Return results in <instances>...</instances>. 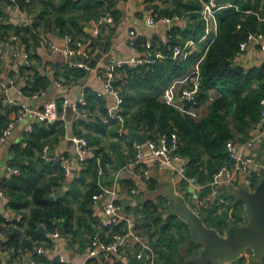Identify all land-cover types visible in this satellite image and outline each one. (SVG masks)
Returning <instances> with one entry per match:
<instances>
[{"label":"trees","instance_id":"obj_1","mask_svg":"<svg viewBox=\"0 0 264 264\" xmlns=\"http://www.w3.org/2000/svg\"><path fill=\"white\" fill-rule=\"evenodd\" d=\"M168 1L170 7L161 9L159 15H181L185 11L195 20L194 26L187 30L173 28L172 42L181 41L178 34L184 38H198L204 27L198 12L202 7L200 0ZM235 1L234 3L241 8L250 9L252 12L245 13L235 7H226L217 14L219 33L201 62L202 92L199 93L198 99L200 104L207 102L212 106L205 118H196L190 111L192 106L188 102L183 101L184 109H181L177 98L169 102L164 96L166 89L176 79L191 74L195 62L203 51L191 54L187 60L163 59L145 66L126 64L119 68L120 74L115 80V85L121 88L123 96L122 114L125 116V127L138 131L149 130L152 137L176 128L180 137L179 152L189 160L188 174L196 176L201 182H209L228 157L226 151L228 139L249 137L250 130L260 116L259 100L264 96V64L250 69L232 64L239 43L246 33L249 30L264 31V0ZM106 2L107 0H32L25 4V10L32 16L33 24L14 26L6 24L0 18V40L9 41V30L15 32L14 34L24 42L30 37L38 39V29H44L51 23L72 34L74 28L81 27L79 21L98 19L104 14L105 11L102 12V9L103 6L105 9ZM10 5H14L11 0H0V17L5 16L4 10ZM111 5L107 4L106 10ZM238 23H241L240 29H237ZM160 50L169 51L164 45L160 46ZM31 69L32 75H29L23 86V92L29 96L46 91L53 80L68 84L86 73V70L69 64L58 67L52 78L35 67ZM190 84L188 78L183 86ZM86 94L88 108L94 111L98 106L102 116L98 115L91 119L80 118L79 124L87 131L82 133L81 130H77L75 133L86 136L91 144L100 142L104 135L118 136L120 126L113 120L103 119L107 113L103 97L88 88ZM58 101L59 110L62 112V103L60 105ZM237 105L239 109L233 129L229 124L228 116L234 112V107ZM9 120L0 114V132ZM65 131V123L61 117L49 123L35 122L32 131L24 132V139L12 147L15 156L9 161L20 169V174H11L0 185L7 196L6 204L21 216L8 220L0 212V230L5 234H11L1 242L3 250L14 248L16 255L19 249L33 251L38 245L52 243L51 233L57 230L59 225L64 226L66 233L77 234L78 229L73 228L76 217V208L71 204L73 199L79 200V214L76 217L78 227L82 225L89 227L87 216L90 217L91 222H94L89 206L93 194L98 191L96 163L93 160L86 161L79 171V176L70 182V187L59 190L65 180L64 171L58 162L45 161L42 158L43 147L49 145L52 148L55 142L65 136ZM83 184H86L84 190L81 187ZM52 193L55 194V200L46 199V196ZM81 195L83 196L80 198ZM214 208L216 211L218 206L215 205ZM142 211L146 213V218L141 219L137 227L140 232L150 234L152 242V236L155 234L154 226L161 219V212H158L152 200L143 203ZM217 214L224 217L225 211ZM171 216L179 219L175 232L169 230V224L163 223L162 234L159 235L158 242H154L161 256L160 264L162 262L181 264L179 246L190 235L187 223L176 215ZM227 226L226 218L215 224L217 230L221 232ZM91 231L92 234L96 232V230ZM112 231H120V225ZM196 248L192 246L188 252L194 253ZM100 262L119 264L118 261H105L102 258L89 259L87 264Z\"/></svg>","mask_w":264,"mask_h":264},{"label":"built area","instance_id":"obj_2","mask_svg":"<svg viewBox=\"0 0 264 264\" xmlns=\"http://www.w3.org/2000/svg\"><path fill=\"white\" fill-rule=\"evenodd\" d=\"M11 1L14 3L13 8L20 10L16 0ZM30 1L32 0H27L26 3ZM112 1L115 2L117 0ZM200 2L202 3V7L198 12L200 13V18L204 27L203 32L198 38L188 37L179 42H172L174 34L170 28L164 35L150 36L143 40V37H140L135 31H131V44L143 48L141 55L138 57L133 56L129 59H110L104 68L90 66L85 62L83 59H90L91 48L88 46L80 47L74 45L73 36L70 34L66 35L68 45L63 49L68 56L66 64L82 68L86 71L93 70L103 80L105 90L114 98L113 104L107 107V113L104 115L103 119L105 121H115L120 126L119 132L122 135L125 134L126 128L125 116L122 114L123 96L121 88L115 85V80L118 76L119 68L126 64L145 66L156 60H187L197 46L203 45V54L195 62L189 76L191 84L189 86H183L179 95L181 100L191 104L192 108L197 109L202 106L198 99L202 84L201 62L210 44L219 33L218 12L226 7H235L237 10L245 13H250L252 10L243 9L235 3L222 4L218 2V0H200ZM180 19L181 16L178 14L164 15L159 18L157 15L151 13L146 15L145 22L147 26L153 28L158 26L160 21L171 23ZM23 24H33L32 16L25 17ZM94 24L97 30L112 27L114 24V16L111 9L109 8L98 19L94 20ZM240 28L241 23H238L237 29ZM18 41L19 37L17 35H14L9 41L0 40V56L6 51L7 47H10L16 55H21L28 61L30 59V53L25 49H20ZM50 45L54 52L58 50L57 46L53 44ZM161 45L167 46L169 51L164 52L160 50ZM259 52H264V31L249 30L244 39L239 43L238 49L232 59V64L234 66L240 65L245 69H250L254 65L251 64L249 56ZM78 56H80L82 60H77L76 58ZM28 78L29 76H25V80ZM43 93H45V91L35 93L32 97L36 98ZM164 96L169 102L176 99L170 87L166 89ZM87 103L86 88H84L77 100L70 103L65 99L62 105L63 107L70 105L80 117L93 118L97 114L93 113L88 108ZM259 105L260 116L253 126V130L257 133L256 136L242 139H228L226 141L228 157L214 173L209 182H201L196 176L188 174L189 160L179 152L180 137L176 128L171 131L161 132L156 137H152L151 134L147 142L141 145L132 142L135 148V157L128 166L135 169L137 180L144 188H148L151 185L153 169L162 171L165 167H169L173 175L178 178L180 182L193 186L199 191L195 204H189L194 210L200 213L202 209L219 204L228 212V225L230 223L245 224L248 216L244 211L241 213V222L234 221V206L224 195H229L228 192L226 193L229 187L239 188L241 186H247L250 191H253L255 189L253 182L254 178L261 179L263 176V163L259 156L251 152L256 145L257 138L264 137V96L260 98ZM20 109L10 118L6 126L1 130L0 144L4 143L12 134L13 129L32 112L34 113L33 121L25 128V133L32 131L35 122L49 123L63 116V112H60L59 106L55 101L47 103L43 109L37 108L36 110H32V108L25 106H21ZM70 140L73 142L78 154L80 170L83 164L88 160H93L97 165L96 176L98 191L93 194L91 205L100 204L101 206L99 211L92 210V217L99 229L90 236L88 258L92 259L98 256H104L109 261H112L114 257L116 258L118 255L120 262L123 261L126 263L132 256H136L139 259H143L146 264H156V260H158L157 251L151 244L150 239L141 232H138L139 229L137 227L139 221L146 218V213L141 210L137 215V213L128 210L118 200L119 193L117 191V181L119 172L116 174L112 172L111 162L104 158L102 152L91 144L86 136L74 134L70 137ZM51 149L49 145L44 146L42 149V158L45 161L58 162L66 177L72 174L75 166L72 165L69 158L64 154H55ZM148 164H151L154 168L152 169ZM4 168L9 175L20 174V169L12 165L10 161L5 163ZM112 173H114V182L111 186H108L106 183L111 180ZM129 194L134 196L137 195L138 189L132 187L129 190ZM0 198L7 201L6 193L1 187ZM103 198H106L105 201H102ZM16 216L18 215H7L6 218L10 220ZM137 219L139 220L137 221ZM118 225H120V231H112ZM227 228L228 226L226 230ZM225 232L223 234H225ZM102 233H104V235ZM61 235V232L57 229L51 233L52 243H44L36 246L31 256V264H37L36 256H42L50 263L58 261L60 263L76 264L74 261L66 259L58 252V247L54 239L59 238ZM66 235L69 238L73 237V233L71 232L66 233ZM5 236L6 234L0 230V243L5 241ZM3 254L6 255L7 259L10 261L15 256V250L14 248L4 250Z\"/></svg>","mask_w":264,"mask_h":264},{"label":"crops","instance_id":"obj_3","mask_svg":"<svg viewBox=\"0 0 264 264\" xmlns=\"http://www.w3.org/2000/svg\"><path fill=\"white\" fill-rule=\"evenodd\" d=\"M218 2L227 4L234 3L236 1L218 0ZM114 3L115 18L112 27L108 29L97 30L94 24V20L96 19L92 18L89 21H79L81 27L78 26V28H74V32L72 34L70 33V35L74 38V45L80 47L88 46L91 48L90 61H93L91 63H93V66L95 67L104 68L110 59H129L133 56H140L143 52V49L141 46H133L131 44V31H135L140 37H143L144 40L150 36L164 35L170 28L173 29L176 27L184 31L192 28L195 23V20L189 15V13L184 11L180 15L181 19L178 21H173L171 23L160 21L158 26L153 28L147 26L145 22L146 15L153 13L159 18L164 16L159 15V11L163 8L170 7V2L168 0H117L115 2L112 0H107L105 3V9L103 6L102 12L103 10L106 11L107 4L109 5ZM4 11L5 16L0 18L3 19L6 24H11L14 26L22 25L24 18L30 16L26 10H16L13 8V5L8 6L7 9L5 8ZM14 33L15 32L12 30L8 31L9 40H11L14 35H16ZM67 34V31H63L57 27L56 24L51 23L50 26L44 29H38V39L30 37L27 42H24L19 38L18 44L20 49H25L30 53V59L28 61L25 60L21 55H16L13 52V49L10 47H7L6 51H4L2 56H0V114L7 118V120L16 114L21 106L43 109L44 106L49 102H57L59 100L63 104L65 99L72 103L79 98L80 93L84 88H88L91 92L97 93L103 97L106 109L108 106L113 104V96L105 90L103 80L93 70L86 71L83 77L68 84L61 83L59 80H53L51 85L45 91V93H49V95H51V97L46 100L40 99L41 94L38 97L33 98L32 96L26 95L23 92L25 76L32 75L33 72L31 67H35L37 70H40V72L45 73L50 78H52L58 67L65 66L68 59L65 60L66 62H63V60L58 61L56 57L57 55L59 56V52L63 53L62 50L68 45L66 41ZM178 38L181 40L186 39L180 34H178ZM50 44L57 46L58 50L54 52L51 49ZM202 46L203 45L197 46L193 53L202 51ZM249 60L251 61V64L254 65L253 67L262 65L264 62V52L250 55ZM119 74L120 73L118 72V76ZM189 75L190 73L179 77L170 86L174 97L177 98L176 100L178 101V106L180 108H182L184 103L179 97L181 87L188 81ZM62 108H64L63 105ZM92 112L98 115L102 114L98 106H96ZM61 118L65 123V136L61 137L58 142H55L52 145L51 150L55 154L66 155L71 161L72 165L75 166L72 174L67 177L65 176L63 185L59 189L66 190L70 187V182L79 176L80 171L78 154L75 150L73 142L70 140V137L76 134L75 132L77 130H81L83 133L86 132L87 129L78 122L80 118L82 119L83 117H80L77 112L74 111L69 105L65 107L63 116ZM29 120L23 119L16 126L17 130L15 134V142L10 144V146L4 144L0 146V184L3 180H5V178L10 176L7 170L4 168V165L7 161L13 158V156H15V152L13 151L12 147L19 144L24 139V130L32 123L33 118L31 117ZM127 130L131 129L125 128L124 135H122L120 132L118 136L104 135L100 142L93 144L100 150V152H102L104 158L105 155L107 156L105 159L111 162L112 172L115 174L119 172L117 191L119 193L118 200L120 203H122L128 210L131 211L139 209L142 210L143 203L145 201L152 200L155 203L157 202L152 196L149 195L151 192V186H154L156 187L155 190L163 192L162 196L164 195L163 197H165L166 205H168L167 210L171 215L174 214H172L170 211V203L171 198H173L175 195L181 197L188 205L195 204L199 195V191L194 187L197 191L195 202L193 203L189 201V199L186 197L189 196V188L193 186H189L183 182H180L178 178L173 175L169 167H165L162 171H158L157 169H153L154 167L151 164H148L153 169L151 185L148 188H144V186L139 184L135 169L128 166L135 157V148L134 144L129 140ZM249 133V137L256 136L257 134L253 128ZM105 140H107V143H105ZM257 146H261V153L264 155V137H258L256 145L251 150L253 154L261 158L259 152H257ZM114 173L111 174V180L107 181L106 183L108 186H111L114 182ZM81 187L82 190L86 189V184H83ZM132 187H136L138 189V194L135 196L129 194V190ZM232 189L237 188L229 187L227 188L226 193L228 192L230 195ZM105 199L106 198H103L102 201H105ZM6 203L7 201L0 198V212H2L5 216L17 215ZM216 205L218 206L216 213L222 212L223 207L219 204ZM100 207V204H93L89 206L91 210L98 211L100 210ZM213 207H215V205ZM203 210L205 209H202L201 211ZM243 211L244 207L242 208V212ZM76 213L78 214V211ZM20 216L21 215L18 214L17 217L20 218ZM87 220L90 222V224L88 222V228L85 227L86 225L78 227L77 221L75 222L74 220L73 228L78 230L77 234H73L72 238L67 237L64 230V233H61L62 235L59 238L54 239L58 247V252H60L66 259L74 261L76 264L88 263L89 240L90 236L92 235L90 232H92L91 230L98 231L99 229L95 222L90 221V217L87 216ZM141 233L145 235L148 234L143 232ZM148 238L150 239V236ZM2 248L3 247L0 243V264H31L30 260L34 250L19 249L12 260L9 261L7 256L3 254L4 250ZM38 257L37 264H53L50 263L46 258V260H44L42 256ZM95 259H97V257ZM112 261H118L119 264H126L123 261L120 262L118 255L116 258L114 257V260ZM54 264L66 263H60L56 261ZM231 264H255L252 262V251L246 250L237 262ZM262 264H264V260Z\"/></svg>","mask_w":264,"mask_h":264},{"label":"water","instance_id":"obj_4","mask_svg":"<svg viewBox=\"0 0 264 264\" xmlns=\"http://www.w3.org/2000/svg\"><path fill=\"white\" fill-rule=\"evenodd\" d=\"M26 1L16 0L21 11L25 10ZM76 59L82 60L80 56ZM83 60L90 66L94 65L90 59ZM127 135L131 142L141 145L151 137V132L131 129ZM260 159L263 163V176L255 189L250 191L247 186H241L230 192L231 196L245 205L244 213L248 216L247 222L245 224L230 223L225 234H221L215 226L207 225L203 215L194 210L191 205L186 204L181 197L175 195L171 198V213L187 223L190 230V235L185 241L186 245H200V248L194 253H189L188 249L184 253H180L181 264L235 263L246 250L252 251L253 263L262 264L264 260V155ZM55 198L54 194L46 196V199L50 200H55ZM59 230L64 233L62 225L59 226ZM10 235L7 233L4 240ZM126 264L146 263L143 259L132 256Z\"/></svg>","mask_w":264,"mask_h":264},{"label":"rangeland","instance_id":"obj_5","mask_svg":"<svg viewBox=\"0 0 264 264\" xmlns=\"http://www.w3.org/2000/svg\"><path fill=\"white\" fill-rule=\"evenodd\" d=\"M232 1H235V0H232ZM238 1V0H237ZM114 8H115V3L114 4H112L111 5V7H110V9H111V11L113 12V16H115L114 15ZM115 18V17H114ZM104 29H106V28H104ZM63 51V50H62ZM57 60L58 61H61V60H63V62H66L65 60H67L68 59V56L65 54V52L63 51V53L62 52H59V56L57 55ZM66 65V64H65ZM51 97V95H49V93L47 94V93H43V94H41L40 95V99L41 100H46V99H49ZM58 103L60 104L61 103V101L59 102L58 101ZM61 105V104H60ZM70 106V105H69ZM211 103H208L207 104V102H203V104H202V106L201 107H199V108H197V109H195V108H191L190 109V111L193 113V115H195V117L196 118H199V119H202V118H205L208 114H209V112L211 111ZM37 108H32V110H36ZM181 109H184V105L182 106V108ZM220 109V108H219ZM238 109H239V107H238V105L237 106H235L234 107V112L232 113V114H230L229 116H228V121H229V124H230V126L233 128V129H235V124H236V115H237V112H238ZM64 110H65V107L64 108H62V112L64 113ZM220 110H223V109H220ZM96 116H98V114L96 115ZM33 118L34 117V113L32 112V113H30L29 114V116H27V117H25L24 119H30V118ZM30 121V120H29ZM25 123V122H24ZM16 130H17V127L16 128H14L13 129V132H12V134L9 136V138L4 142V143H2V144H0V146H2L3 144L4 145H7V146H10V144H12L13 142H15L16 141V137H15V134H16ZM129 130H127V132H128ZM239 136H242L241 134H239ZM109 141V140H108ZM105 143H107V140H105ZM260 147L261 146H257V149H258V151L257 152H259V154H260V156L261 157H263V154L261 153V149H260ZM264 152V151H263ZM258 181H260V178H258V179H256V178H254V180H253V182H254V186H256L257 185V183H258ZM185 186V185H184ZM155 188L156 187H154V186H151V192H150V196H152L153 197V199H155L157 202L155 203L156 204V207H157V209H158V212H161V219L159 220V222L157 223V224H155V226H154V235L152 236L153 237V240H152V242H151V240H150V242H151V244L153 245V247L155 248V250L157 251V249H156V247H155V245H154V242H158V238H159V235H161L162 233H161V228H162V224L164 223H167V224H169L168 225V228H169V230L171 231V232H175V229H176V226H177V223H179V219L177 220V218L176 217H173V216H171V214L168 212V205H166V201H165V197H163L162 196V194H163V192L162 191H158V190H155ZM188 194H189V196L188 197H186L187 199H189V201H191V202H195V196H196V194H197V191H196V189L194 188V187H190L189 188V190H188ZM191 195V196H190ZM83 195H81L80 196V198L82 197ZM228 200H230L231 202H232V204H233V206H234V216H235V222H241V213H242V208L244 207V205H243V202H240V201H238V200H236L233 196H231V195H224ZM154 202V201H153ZM71 204L74 206V208H76V212L78 211V208H79V200L77 199H73L72 200V202H71ZM224 210V209H223ZM131 211V210H130ZM141 211V209H139V210H132V212H134V213H137V215L139 214V212ZM225 211V216L223 217V215H218L217 213H216V211H215V208L214 207H209V208H206L205 210H203V211H200V213L203 215V219H204V221H205V223L207 224V225H214L215 226V224H217L218 223V221H220V220H222V219H224V218H226V219H228L229 218V216H228V212H227V210H224ZM163 213H164V215H163ZM205 213V214H204ZM221 213V212H220ZM79 214V213H78ZM77 213L75 214L76 215V217H77V215H78ZM137 215H136V218H137ZM76 217H75V222L77 221V219H76ZM139 219H137V221H138ZM176 221V222H175ZM228 222V221H227ZM225 230H226V228L224 229V230H222V232L219 230V232L220 233H224L225 232ZM138 232H140V230H138ZM90 233H92V232H90ZM143 235H145V234H143ZM145 236H147V237H149L150 236V234H147V235H145ZM151 238V237H150ZM198 246V248H196ZM180 248H179V252L180 253H184L185 251H186V249H191V247L192 246H187L186 245V243H185V241L184 242H181L180 243V246H179ZM193 247L194 248H196V250L194 249V252H196L199 248H200V245H197V244H194L193 245ZM157 253H158V251H157ZM160 255L158 254V260H156V264H160L159 263V260H160ZM105 259V261H109L108 259H106L104 256H98L97 257V259ZM107 264V263H106ZM161 264H166L165 262H162ZM167 264H172V263H170V262H168Z\"/></svg>","mask_w":264,"mask_h":264}]
</instances>
